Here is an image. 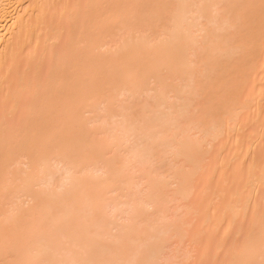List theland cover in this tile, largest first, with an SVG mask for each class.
I'll return each mask as SVG.
<instances>
[{
    "label": "bare ground",
    "instance_id": "6f19581e",
    "mask_svg": "<svg viewBox=\"0 0 264 264\" xmlns=\"http://www.w3.org/2000/svg\"><path fill=\"white\" fill-rule=\"evenodd\" d=\"M0 264H264V0H0Z\"/></svg>",
    "mask_w": 264,
    "mask_h": 264
}]
</instances>
